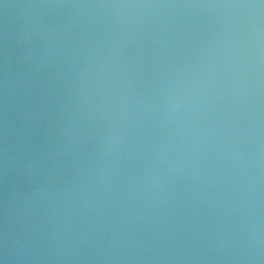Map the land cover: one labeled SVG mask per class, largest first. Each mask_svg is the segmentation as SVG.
<instances>
[{
  "label": "water",
  "instance_id": "obj_1",
  "mask_svg": "<svg viewBox=\"0 0 264 264\" xmlns=\"http://www.w3.org/2000/svg\"><path fill=\"white\" fill-rule=\"evenodd\" d=\"M0 264H264V0H0Z\"/></svg>",
  "mask_w": 264,
  "mask_h": 264
}]
</instances>
